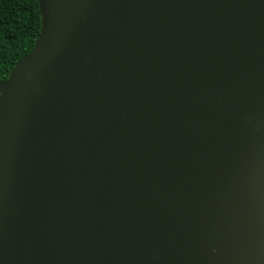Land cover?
<instances>
[{
	"label": "water",
	"instance_id": "95a60500",
	"mask_svg": "<svg viewBox=\"0 0 264 264\" xmlns=\"http://www.w3.org/2000/svg\"><path fill=\"white\" fill-rule=\"evenodd\" d=\"M0 82V264H264V0H38Z\"/></svg>",
	"mask_w": 264,
	"mask_h": 264
},
{
	"label": "trees",
	"instance_id": "16d2710c",
	"mask_svg": "<svg viewBox=\"0 0 264 264\" xmlns=\"http://www.w3.org/2000/svg\"><path fill=\"white\" fill-rule=\"evenodd\" d=\"M41 21L38 0H0V82L31 51Z\"/></svg>",
	"mask_w": 264,
	"mask_h": 264
}]
</instances>
